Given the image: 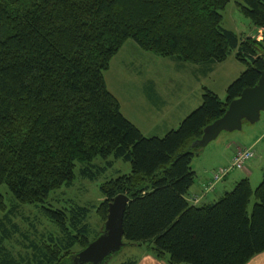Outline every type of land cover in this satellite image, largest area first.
I'll return each mask as SVG.
<instances>
[{
    "label": "trees",
    "instance_id": "obj_1",
    "mask_svg": "<svg viewBox=\"0 0 264 264\" xmlns=\"http://www.w3.org/2000/svg\"><path fill=\"white\" fill-rule=\"evenodd\" d=\"M228 1L0 0V264H78L75 254L93 241L91 208L49 200L78 175L98 179L113 166L111 157L131 171L101 185L99 215L104 223L110 201L130 197L127 245L149 244L168 264H247L264 252V176L256 188L240 180L212 203L188 200L201 149L192 143L258 83L264 68V38L223 27ZM237 3L264 29V0ZM129 39L179 63L216 65L235 51L247 68L226 101L204 88L180 126L145 136L105 79ZM30 207L54 228L39 233L21 213Z\"/></svg>",
    "mask_w": 264,
    "mask_h": 264
},
{
    "label": "rangeland",
    "instance_id": "obj_2",
    "mask_svg": "<svg viewBox=\"0 0 264 264\" xmlns=\"http://www.w3.org/2000/svg\"><path fill=\"white\" fill-rule=\"evenodd\" d=\"M238 1L240 0L228 1V4L223 11V27L236 32L240 36L255 35L253 37H257L259 40L263 39L264 31L254 26L251 20L242 13L237 3ZM260 30H262L263 33L257 35V32ZM235 53L236 52L233 51L224 62L217 63L214 73L210 72V74L206 76L203 72H200L201 75H198L190 69L193 68V63H182L181 66L189 67V69L184 70L181 66L179 67L181 63L178 61L146 51L134 40L129 39L112 58L110 67L105 72V79L108 89L119 99L123 114L128 119H132V121L138 123L145 129V131H147L144 125H147L149 104L151 103L147 92L149 80L161 79L163 82H172L175 80L176 84H178L176 85L177 88L182 86V91L180 92L179 89H177L174 94H172V97H177L182 94L183 97L189 98L188 102L192 105H197L198 99L202 97L203 85L209 86L214 89V91H217L220 94V97L224 100L225 89L227 90L247 68L245 63L236 58ZM199 77L200 80H198ZM160 86L162 87V83ZM174 86L175 85H173V87ZM165 87L163 86L162 88L164 89ZM157 118L159 117L150 116V122H156ZM142 119L144 120V125L141 122ZM150 124L152 123H149L148 125ZM252 126L254 128H262L264 133V111L261 113L260 120L256 123L244 121L240 130L223 131L215 140L210 142L204 148L209 150V148H211L210 146L220 145V147L217 148L221 150V156H225L226 154L228 156L231 154L229 146L233 141L237 142V138H240L243 135L252 136L255 134L248 132V129ZM263 146L264 143H261L256 147V151H258L256 154L258 153V156L261 154ZM110 160L114 162L113 166L109 167L98 179L90 180L78 175L76 182L71 187L61 188L56 193L52 194L49 200L54 206L59 207L68 206L69 201H74L79 205L90 207L91 212L88 218V223L93 230L91 233L92 240L97 237V232L100 233L103 231L106 222L103 223L102 218L99 215V207L105 199L100 189L101 185L112 178H117L118 176L131 171L130 163L125 162L122 159H115L114 157H111ZM219 160L220 159L217 158L215 159V162H218ZM222 160L223 159H221V161ZM95 162L100 164L105 163L101 158H97ZM227 165H230V163H227ZM239 172H241L240 169H232L230 177H232L233 174H239ZM255 203L256 199H253L249 208L250 211H252ZM21 213L26 214L29 222L35 223L39 233H41V231L48 232L50 229L54 228V226L51 225L34 207L26 208ZM18 222L21 223V225L24 224L21 221ZM19 249L20 248L14 246V250L17 251ZM149 256L150 258H154L153 260L155 261L151 260ZM130 259H135L138 263L168 264L167 257H157L149 244L127 245L120 252L112 255L108 259L107 264H121Z\"/></svg>",
    "mask_w": 264,
    "mask_h": 264
},
{
    "label": "crops",
    "instance_id": "obj_3",
    "mask_svg": "<svg viewBox=\"0 0 264 264\" xmlns=\"http://www.w3.org/2000/svg\"><path fill=\"white\" fill-rule=\"evenodd\" d=\"M264 31V29H262ZM262 30L257 32L258 34H262ZM255 36V35H253ZM252 36V37H253ZM262 38V36H261ZM182 63L179 65V67ZM188 65V64H185ZM192 69L198 75H201L200 72H203L204 75H209L210 72L214 73L217 65H206V64H193ZM184 70L189 69L188 66H181ZM181 69V70H183ZM200 80V77L198 78ZM149 86L147 92L149 94V111L147 116V125H144V120L141 122L145 126L146 130L141 127L135 121H131L140 128L145 136H164L167 132L172 129L180 126L182 121L188 116L193 110H195L202 102V97L198 99L197 105H192L188 102V97H183L182 94L177 97H172V94L179 89L182 91V86L177 88L175 80L172 82H163L160 80L151 79L149 80ZM162 83V87L166 86L164 89L160 86ZM173 85H175L173 87ZM204 88H209L214 91L209 86L203 85ZM202 90V91H203ZM218 93L217 91H215ZM219 94V93H218ZM224 97L227 99V90L224 91ZM220 96V94H219ZM223 99V98H222ZM224 99V100H225ZM150 116H158L156 122H150ZM138 119V118H137ZM139 121V119H138ZM149 123H152L148 125ZM156 132V133H155ZM249 133H255L252 136L243 135L240 138H237V142L233 141L230 144L231 154L227 156H221L217 147L220 145L210 146L209 150L206 148H201L199 153L194 157L192 165L196 172V180L194 185L191 187L188 193V200L191 204L201 205L205 203H212L214 201L219 200L226 192L231 191L233 187L242 179L248 178L251 181L253 188L259 186V184L263 180L264 176V146L262 147L261 154L258 156V153L254 159L249 161L246 167L239 172V174H233L232 170L230 173L221 181L214 182L211 176V172L219 168L228 167L227 163L232 162L235 149L237 147H247L253 148L256 151V147L264 143V133L262 128H254L253 126L248 129ZM156 134V135H151ZM229 149V148H228ZM258 152V151H256ZM206 157V159H205ZM226 159H225V158ZM220 159L218 162H215V159ZM221 159H223L221 161ZM224 164V165H223ZM212 170V171H211ZM234 170V169H233ZM214 183V187L212 189H208L211 184ZM150 258V256H149ZM153 260L154 258H150ZM155 261V260H153ZM138 264H146L145 262H139ZM247 264H264V252L253 257Z\"/></svg>",
    "mask_w": 264,
    "mask_h": 264
},
{
    "label": "water",
    "instance_id": "obj_4",
    "mask_svg": "<svg viewBox=\"0 0 264 264\" xmlns=\"http://www.w3.org/2000/svg\"><path fill=\"white\" fill-rule=\"evenodd\" d=\"M264 111V68L260 71L258 83L243 90L240 97L231 101L225 114L208 125L192 148H204L223 131L240 130L244 121L256 123ZM130 202L126 194H118L108 207L103 231L88 246L74 256L78 264H102L112 255L120 252L125 242L124 216Z\"/></svg>",
    "mask_w": 264,
    "mask_h": 264
},
{
    "label": "built area",
    "instance_id": "obj_5",
    "mask_svg": "<svg viewBox=\"0 0 264 264\" xmlns=\"http://www.w3.org/2000/svg\"><path fill=\"white\" fill-rule=\"evenodd\" d=\"M256 157V151L253 148L247 147H237L234 152V156L230 166L223 167L214 170L211 172V176L214 182H218L223 180L232 169H240L243 170L247 163ZM213 183V182H212ZM214 187V183L208 187V189H212Z\"/></svg>",
    "mask_w": 264,
    "mask_h": 264
}]
</instances>
